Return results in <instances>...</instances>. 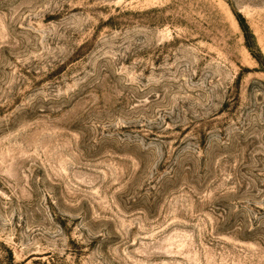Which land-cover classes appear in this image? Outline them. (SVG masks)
Listing matches in <instances>:
<instances>
[{"label": "rangeland", "instance_id": "374dc122", "mask_svg": "<svg viewBox=\"0 0 264 264\" xmlns=\"http://www.w3.org/2000/svg\"><path fill=\"white\" fill-rule=\"evenodd\" d=\"M0 264H264V0H0Z\"/></svg>", "mask_w": 264, "mask_h": 264}]
</instances>
